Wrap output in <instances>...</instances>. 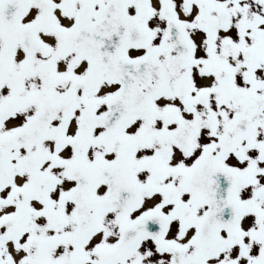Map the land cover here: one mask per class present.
<instances>
[{
	"label": "snow or ice",
	"instance_id": "snow-or-ice-1",
	"mask_svg": "<svg viewBox=\"0 0 264 264\" xmlns=\"http://www.w3.org/2000/svg\"><path fill=\"white\" fill-rule=\"evenodd\" d=\"M0 264H264V0H0Z\"/></svg>",
	"mask_w": 264,
	"mask_h": 264
}]
</instances>
